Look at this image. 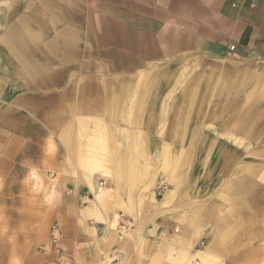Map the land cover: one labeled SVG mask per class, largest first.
<instances>
[{"label": "rangeland", "instance_id": "1", "mask_svg": "<svg viewBox=\"0 0 264 264\" xmlns=\"http://www.w3.org/2000/svg\"><path fill=\"white\" fill-rule=\"evenodd\" d=\"M77 1L80 4L68 5H76L82 14L71 16L70 20L80 19L79 26L75 24L80 29V47L86 53L91 49L92 54L88 57L83 54L77 63L70 64L78 68L70 76L131 78L142 71L153 79L142 82L144 87L149 86L145 84L160 87V116L143 115L147 124L134 125L131 112L136 107V95L125 96L121 102L119 96L109 92L107 106L104 104L97 114L87 117L70 111L72 115L66 117L76 122L88 121L94 128L98 126L94 130L102 137V147L97 149L100 157L88 158L84 163L76 160L63 148L59 132H51L44 144L43 169L24 162L19 146L15 145V134L9 132V118L0 117V264H73L74 258L75 264H264L263 125L255 117L221 116L223 124L218 126L219 116L213 115L218 82L230 83L234 80L232 76L245 74L240 73L243 70H236L235 74L227 67L211 68L210 59L181 50L190 48L191 39L195 42L206 0ZM126 40L128 75L120 71L121 49ZM184 41L187 47L180 45ZM61 64L54 62L50 73L61 69ZM22 70L27 75L28 71ZM202 73L214 79V100L209 102V114L203 118H198L201 111L198 102L189 118L191 127L184 133L182 124L188 117L184 87L187 84L196 87L195 76ZM257 77L256 90L250 99L246 97L243 101L242 113L260 104L262 75ZM96 87L108 89L111 85ZM103 97L98 91L96 98ZM116 99L121 104L112 114L109 106ZM146 99V104L151 102L150 93ZM229 103L226 100L225 106ZM57 125L59 129L60 124ZM92 131L93 128L88 130ZM129 136L134 138L133 149L123 159L121 153L127 148ZM117 142L122 144L117 147ZM217 147H221L220 156ZM26 152L30 160H36L34 151ZM218 157H221L219 166ZM233 157L237 165L233 164ZM58 160L65 165L61 171L49 165H56ZM64 176L75 179L63 180ZM81 186L91 190L85 198L77 195ZM106 187L112 189V197L105 205L95 202V194ZM150 189L159 203L152 208L138 204L140 214L131 215L128 205L132 197L122 195L138 193L148 200ZM170 189L174 192L162 203ZM236 190L247 196L235 197ZM170 200L179 204L177 215H185L183 208L187 205L192 222L185 225L183 216L176 227L158 232L156 227L151 234L144 227L145 214L150 209H170ZM185 200L189 202L184 204ZM209 206L214 207L212 212ZM245 212L250 219H244ZM54 225L63 234L60 250L50 240L49 231ZM91 228L93 236L89 233ZM68 231L74 233L70 244L66 240ZM211 241L217 242V247L211 253L212 258L209 257L212 260L207 261L204 259L208 257L206 250ZM89 244L94 252L89 251ZM88 256L94 257L93 261Z\"/></svg>", "mask_w": 264, "mask_h": 264}, {"label": "crops", "instance_id": "2", "mask_svg": "<svg viewBox=\"0 0 264 264\" xmlns=\"http://www.w3.org/2000/svg\"><path fill=\"white\" fill-rule=\"evenodd\" d=\"M68 4H80V1L0 0V117L9 118V132L15 134V145L19 146L20 154L25 158L24 162L39 166L40 169H43L45 165L43 163V157L45 156L44 144L48 141L51 132H59L63 148L76 160L84 163L92 157H100L97 149L102 147V142H100L102 137L96 135L94 130L98 126L95 125L94 128L90 126L88 121L79 119L76 122L68 120L66 117L72 115L70 111H73L76 115L87 117H91V114H97L103 109L104 104L107 106L109 100L106 95L109 92L119 96L121 102H123L122 98L125 96L136 95L134 101L136 107L131 112V115L134 116L132 122L134 125L147 124L143 121L145 117L143 115L148 117L160 116L162 102L160 100V87L153 86L151 88L150 84H145L149 85L145 87L142 85V82L148 83L153 80L152 77L145 76L143 75L144 72L140 71L141 73L138 72L129 78L127 40L125 47H121L120 55V71L127 74V77L80 78L70 76L72 74L70 72L78 69L75 65L70 64L77 63L83 54L88 57L92 54V51L89 49L86 53L87 50H82L80 47V29L76 27L79 26L80 19L77 22L73 19L70 20L71 16H80L82 14L81 9L79 10L76 5ZM186 11L187 9H185ZM201 11L204 15L197 27L199 31L196 34L195 42L191 39L190 48L181 50L190 53L195 52L210 59L213 64L211 68L227 67L233 69L235 74L236 70H243L240 73L245 74L243 77L238 76L237 78L232 76L234 80L230 83L224 81L221 84L218 82L215 98L217 108L215 109L216 113H213V115L219 116L218 126L223 124L221 116H250L255 117L260 126L263 125L264 130V0H206V4ZM36 25L40 26V36L35 29ZM93 43H97V36L94 38ZM180 45L187 47L185 41ZM232 46L235 47V50L230 53V47ZM54 62H63L61 64L63 67L57 65V67L61 66L62 68L50 73V68L55 67ZM22 69L28 71L27 75ZM67 74L69 75L66 76ZM257 74L262 75L259 79H262L260 83L263 84V92L259 96L260 104H255V108L249 107L246 109L249 112L242 113L243 101L246 97L250 99L255 92L254 90H256ZM195 77H197L195 79L196 87L189 86V84L184 87L186 96L184 99L187 100L185 114L188 115L182 124L184 133L188 126L191 127L189 118L193 115L192 111L197 108L198 102L201 103L198 118L200 116L203 118L204 115L209 114V102L214 100L212 91L214 79H210L208 73H202ZM187 79L185 77V80L189 81ZM190 81L193 83L191 79ZM206 83L207 88L205 89ZM82 84L83 87H81ZM98 84L111 85V87L99 89L96 87ZM98 91L101 92V96H104L102 99L96 98ZM149 93L151 94V102L146 104ZM242 98L244 99L242 100ZM226 100L230 102L228 106H225ZM262 101L263 104H261ZM120 104L118 99L112 100L109 106L112 114L119 110L117 107ZM146 106L148 108L144 114L143 111H145ZM212 107L211 110H214ZM201 118L200 122H203ZM57 124H60L59 127L63 130L57 129ZM92 128L93 131L89 133L88 130L91 131ZM22 136H24V144L21 145ZM128 139L127 148L121 153L123 159L129 157L130 150L133 149L134 138L129 136ZM120 144L122 143L117 142L116 146L118 147ZM217 148L219 150L217 154L220 156L221 147ZM28 149H31V153L34 151L35 161L27 157L26 151ZM57 158H59L58 155ZM233 160V164L236 163L235 165H237L236 157H233ZM16 161L17 159L14 160V162ZM55 164L49 165L60 171L65 166L60 160ZM220 164L221 157H218L217 165ZM62 179L73 180L75 178L64 176ZM148 184L149 187L153 186L152 183ZM111 190L110 187H106L96 193L95 202L105 205L113 195L110 194ZM239 191L234 194L235 197L244 196L242 191ZM243 191L247 192V189H243ZM173 192L174 190L170 189V192L167 196H164L161 202L164 203L166 198ZM88 193H91L88 186H81L77 189V195H83L84 198ZM122 196L132 197L128 209L129 213L134 216L140 214L138 204H144L152 208L159 203L153 191L148 194V200L143 197L145 195H138V193L123 194ZM188 202L185 200L184 204ZM168 203L172 204L170 209H150L145 214L144 227L148 228L151 234L154 233L156 227L157 232L162 228L176 227L177 222L183 221L184 217L186 220L185 225L192 222V212L189 211L187 205L183 208L185 214L183 217L182 214H176V206L179 204H173L171 200ZM189 204L193 205L192 203ZM216 204V208H219L218 201ZM179 209H182L181 206ZM208 210L212 212L214 207L209 206ZM245 214L247 213H244V219H250ZM109 216L113 217V213ZM139 219L142 221L141 217ZM188 221L190 222L187 224ZM89 233L91 236L94 235L92 228ZM66 234V240L70 244L74 233L68 231ZM78 236H80V233H78ZM80 244L81 246L85 245L84 242ZM89 245V251L94 252L92 244ZM82 252H86L85 247ZM88 258L93 261L94 257L88 256ZM72 263L75 264V258Z\"/></svg>", "mask_w": 264, "mask_h": 264}, {"label": "built area", "instance_id": "3", "mask_svg": "<svg viewBox=\"0 0 264 264\" xmlns=\"http://www.w3.org/2000/svg\"><path fill=\"white\" fill-rule=\"evenodd\" d=\"M235 50V47H230V53ZM51 243L56 247L57 250H60L59 244L63 239V234L57 226H52L49 231Z\"/></svg>", "mask_w": 264, "mask_h": 264}, {"label": "bare ground", "instance_id": "4", "mask_svg": "<svg viewBox=\"0 0 264 264\" xmlns=\"http://www.w3.org/2000/svg\"><path fill=\"white\" fill-rule=\"evenodd\" d=\"M3 10V9H2ZM39 19V18H38ZM35 29H36V31H37V33H38V35L40 36V26L39 25H36L35 26ZM87 30V29H86ZM49 32V31H48ZM14 55V54H13ZM16 55V54H15ZM30 73V72H29ZM178 126V125H177ZM183 126V125H182ZM114 236V235H113ZM112 236V237H113ZM212 238V237H211ZM216 247H217V242H213V241H211V245L207 248V255L206 256H208L207 258L205 257V259L204 260H207V261H210V260H212V259H210V258H212V255H211V253L214 251V250H216ZM210 257V258H209ZM180 258H181V255H180ZM175 261H173V263H174Z\"/></svg>", "mask_w": 264, "mask_h": 264}]
</instances>
